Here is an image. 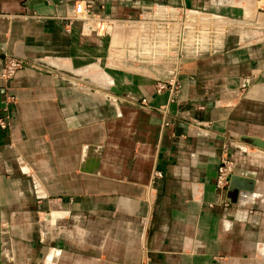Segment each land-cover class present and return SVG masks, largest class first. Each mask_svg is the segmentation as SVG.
Returning <instances> with one entry per match:
<instances>
[{
	"label": "crops",
	"instance_id": "obj_1",
	"mask_svg": "<svg viewBox=\"0 0 264 264\" xmlns=\"http://www.w3.org/2000/svg\"><path fill=\"white\" fill-rule=\"evenodd\" d=\"M80 1L126 21L116 25L160 17L157 6L214 15L230 31L184 59L168 103L155 84L169 72L123 67L130 58L115 29L72 18ZM260 7L0 0V72L7 55L24 62L0 77V264H264V150L245 140L264 139ZM223 158L252 180L250 191L217 186ZM154 170L162 177L152 180Z\"/></svg>",
	"mask_w": 264,
	"mask_h": 264
},
{
	"label": "rangeland",
	"instance_id": "obj_2",
	"mask_svg": "<svg viewBox=\"0 0 264 264\" xmlns=\"http://www.w3.org/2000/svg\"><path fill=\"white\" fill-rule=\"evenodd\" d=\"M173 12L164 17H155L153 14L152 16L134 19L133 22H131L132 19H129L128 25L121 24L119 29L114 30V42L123 46L122 50L124 49L127 53L123 57L130 58L125 59L126 65L123 64V67L147 73L168 71L172 67L175 54L186 55L185 58H187L193 56L192 54L197 51H201V54L213 51L212 48L216 47L219 41L230 31V26L226 25L222 19L216 23L211 21L204 24L190 20L186 16L188 12L187 14ZM121 39L123 40L120 41ZM144 39H150V47L148 46L146 49H143ZM81 77L82 74H78L76 81L91 86L96 85L93 81L85 82Z\"/></svg>",
	"mask_w": 264,
	"mask_h": 264
},
{
	"label": "built area",
	"instance_id": "obj_3",
	"mask_svg": "<svg viewBox=\"0 0 264 264\" xmlns=\"http://www.w3.org/2000/svg\"><path fill=\"white\" fill-rule=\"evenodd\" d=\"M260 1H261L260 9L264 10V0H260ZM188 11L190 10H184L182 13L187 14ZM72 18L77 19V20H82L91 25H94L96 26L98 31L104 34H111V32L115 29L116 24L122 23V22H118V20H113L107 16H102L100 13L93 12L92 4L89 2H84V1L83 2L80 1L74 4ZM201 53H202L201 51L200 52L197 51L195 54H192V55L193 56L201 55ZM185 56L175 54L173 57L172 67L170 68V70L168 71L163 70L165 72H169L170 77L167 79H163V78L156 79L155 91L157 93H160L164 90H168L169 91V102L168 103L173 102L175 100L176 95L179 92L180 84L178 83L176 76L185 59ZM23 66H24L23 60L13 55H7L5 58L4 65L0 72V77L4 80H8L12 78L15 75V73L19 69H21ZM141 103L145 104L146 99L144 98L141 99ZM166 111H167L166 106H164L162 108V112H166ZM7 126H8V117L6 114H3L0 116V128L5 129ZM232 166L233 164L231 160L227 158H223L221 160V163L218 166V175H217V186L218 187L221 188L226 185L227 183L226 179L232 170ZM151 177H152L151 178L152 180L155 178H161L162 173L158 170H154L152 172Z\"/></svg>",
	"mask_w": 264,
	"mask_h": 264
},
{
	"label": "water",
	"instance_id": "obj_4",
	"mask_svg": "<svg viewBox=\"0 0 264 264\" xmlns=\"http://www.w3.org/2000/svg\"><path fill=\"white\" fill-rule=\"evenodd\" d=\"M212 20L213 22L219 20L222 21L220 18L217 17H214V19ZM111 90L116 93H120V91L115 86H112ZM245 140H247V142L250 143L251 145L264 150V139L258 137H246ZM226 181H227L226 185L222 188L223 192H234L235 194H239L240 190L250 191L252 187L251 179L244 178L233 171L229 173Z\"/></svg>",
	"mask_w": 264,
	"mask_h": 264
},
{
	"label": "bare ground",
	"instance_id": "obj_5",
	"mask_svg": "<svg viewBox=\"0 0 264 264\" xmlns=\"http://www.w3.org/2000/svg\"><path fill=\"white\" fill-rule=\"evenodd\" d=\"M156 9H158L157 10V15L158 16H163V15H165L166 13H170L171 12V9L169 10V9H167V8H165V7H155ZM172 11H174V10H172ZM187 17H189L190 18V20H195V21H197V23L199 22V23H204L205 24V22H211V21H213L212 19H214V17H216V16H214V15H207V14H204V13H201V12H199V11H193V10H191V11H188V14L186 15ZM168 18V17H167ZM218 18V17H217ZM224 19V18H223ZM216 22H218V21H216ZM215 22V23H216ZM224 22H226V21H224ZM187 23V22H186ZM194 23V22H193ZM197 23H196V25H197ZM213 24V23H212ZM222 24V23H221ZM220 24V25H221ZM229 24V23H228ZM223 25V24H222ZM198 26V25H197ZM120 28V26L119 25H116L115 26V30H117V29H119ZM206 38V37H205ZM123 40V39H122ZM121 40V41H122ZM148 39H144L143 40V43H144V46H143V49H146V48H148V46H149V43H150V39L148 40V42H146ZM159 41V40H158ZM161 41V40H160ZM131 43H133V41H131ZM159 43V42H158ZM161 46V45H160ZM202 46V45H201ZM150 47V46H149ZM154 47V46H153ZM163 47V46H162ZM156 49V48H155ZM154 49V50H155ZM158 49V48H157ZM149 50V49H148ZM149 52V51H148ZM148 52H147V56H148ZM154 53V52H153ZM154 56V55H153ZM157 56V55H156ZM147 58V57H146ZM157 58V57H156ZM154 63V62H153Z\"/></svg>",
	"mask_w": 264,
	"mask_h": 264
}]
</instances>
